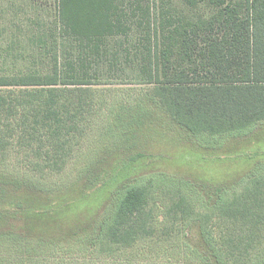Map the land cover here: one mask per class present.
Masks as SVG:
<instances>
[{
    "label": "trees",
    "instance_id": "1",
    "mask_svg": "<svg viewBox=\"0 0 264 264\" xmlns=\"http://www.w3.org/2000/svg\"><path fill=\"white\" fill-rule=\"evenodd\" d=\"M199 2L214 11L180 19L168 36L181 47L189 73L162 77L151 64L137 65L134 72L141 81L147 73L143 81L151 86L154 105L194 139L211 142L264 120V0H185ZM57 3L60 31L45 43V66L0 73V152H22L34 169L52 172L65 168L96 114L94 89L117 80L112 74L120 59L116 43L128 31L111 0ZM142 157L136 153L119 167H132ZM119 167H107L84 188L52 198L35 190L9 191L11 183L4 181L10 200L0 206V246L19 258L30 255L28 264L50 258L71 264L76 257L91 260L94 253L117 254V260L129 253L138 262L146 259L140 252L160 246L182 250L185 258L173 259L176 264H264L251 261L264 247V175L259 173L264 164L257 162V174L238 193L208 180H190L189 188L180 179L178 187L169 188L158 181L166 176L162 171L134 173L83 211L79 204L87 191L118 179ZM178 189L186 190L190 201ZM167 190L177 192L158 219L150 200ZM4 211L12 216L9 224ZM180 224L183 240L165 243L164 237L179 236Z\"/></svg>",
    "mask_w": 264,
    "mask_h": 264
},
{
    "label": "rangeland",
    "instance_id": "2",
    "mask_svg": "<svg viewBox=\"0 0 264 264\" xmlns=\"http://www.w3.org/2000/svg\"><path fill=\"white\" fill-rule=\"evenodd\" d=\"M111 1L128 29L127 37L121 36L122 39L116 43L120 59L112 74L117 80L94 89L98 99L94 108L96 114L70 160L62 171L52 172L34 169L22 152H0V185L8 181L11 183L10 187L7 186L9 191L13 188L17 191L35 190L52 198L72 189L84 188L107 167L118 168L120 161L133 159L136 153H141L145 157L138 158L137 164L131 168L119 167L118 179L87 191L79 204L81 209L91 210L129 175L148 171L166 173L158 181H164L169 188L178 187L180 179L189 188L190 180H208L216 185L225 184L231 192L238 193L257 174L253 170L257 162L264 164V120L235 135L212 138L211 142L203 137L194 139L153 104L148 95L151 86L144 82L147 73L141 81L134 72L137 65L148 67L151 64L158 66L162 77L189 73L190 64L185 60L181 47L168 38L171 28L183 18H205L214 8L203 2L188 5L185 0ZM57 11V0H0V73L45 66L42 57L48 50L45 43L49 45L50 37L60 31ZM259 173L264 175V167ZM5 187L0 190V206H7L10 200L5 195ZM191 190L194 195V187ZM150 191L154 189L150 188ZM177 191L190 201L186 190ZM177 191H159L160 194L150 200L151 214L161 219V212L167 211L166 204ZM5 214V211L1 214L4 222L11 223L12 216ZM180 227L181 224L176 227L179 236L164 237L165 243L183 240ZM164 249L172 251L164 253ZM177 249L160 246L158 251L140 252L146 259H138V262L129 253L122 254L118 260L114 259L117 254L105 256L94 253L91 260L83 261L76 257L71 259V264H166L167 259L176 264L173 259H179V263L185 258L182 250L176 253ZM29 257L25 254L19 258L12 249L0 246L2 264H28ZM251 261L264 262V247L253 252ZM55 263L56 259L44 260V264ZM35 264L43 263L37 261Z\"/></svg>",
    "mask_w": 264,
    "mask_h": 264
}]
</instances>
